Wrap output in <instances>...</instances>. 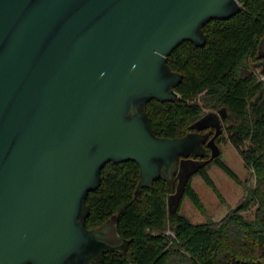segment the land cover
Masks as SVG:
<instances>
[{
    "label": "water",
    "instance_id": "95a60500",
    "mask_svg": "<svg viewBox=\"0 0 264 264\" xmlns=\"http://www.w3.org/2000/svg\"><path fill=\"white\" fill-rule=\"evenodd\" d=\"M244 1L0 0V264H95L125 251L119 229L117 243L102 236L111 218L86 225L88 195L111 161L137 162L143 185L177 174L169 201L179 207L207 148L210 159L220 154L221 118L211 112L185 136L161 137L147 103L178 95L173 50L204 44V26ZM255 66L264 74V61ZM182 157L201 160L184 182Z\"/></svg>",
    "mask_w": 264,
    "mask_h": 264
},
{
    "label": "trees",
    "instance_id": "16d2710c",
    "mask_svg": "<svg viewBox=\"0 0 264 264\" xmlns=\"http://www.w3.org/2000/svg\"><path fill=\"white\" fill-rule=\"evenodd\" d=\"M204 31V44L185 41L168 56L182 80L171 100L147 103L154 132L182 137L194 130L192 125L206 108L226 109L222 120L229 140L252 168L256 184L220 222L194 223L179 207L170 209L177 174L143 185L137 162L111 161L102 170L100 186L88 195L86 225L99 228L116 215L129 245L122 252H106L95 264H264V80L253 70L243 72L261 58L264 0H245L240 12L208 22ZM206 157L209 160L190 175L183 192L198 204L191 179L199 174L214 186L208 173L212 163L238 180L220 155ZM253 206L255 214L249 218L244 212Z\"/></svg>",
    "mask_w": 264,
    "mask_h": 264
},
{
    "label": "rangeland",
    "instance_id": "374dc122",
    "mask_svg": "<svg viewBox=\"0 0 264 264\" xmlns=\"http://www.w3.org/2000/svg\"><path fill=\"white\" fill-rule=\"evenodd\" d=\"M250 70L256 72L258 77L264 80V74L261 68H257L255 63L250 67H244L243 72L248 73ZM215 112L221 118V112L211 108H206L205 114ZM227 113V111H226ZM222 133L217 137L216 142L220 147V157L236 172L238 180L228 175L218 165L212 163L208 168L214 186L208 184L205 179L197 174L191 179V188L197 194L200 204L196 203L190 195H184L180 201L179 212L187 216L194 223L214 222L218 223L224 219L231 210L237 208L247 197L250 189L256 184V177L251 167L247 166L239 151L232 145L226 130L227 123L222 120ZM210 155V154H209ZM201 160L199 157H182L179 172L183 177L182 182L191 171L198 165ZM177 168V164L174 166ZM181 183V180L180 182ZM180 186V185H179ZM172 196L178 197L179 187ZM256 206H253L244 214L252 218L255 214ZM102 236L107 241L117 243L121 240L117 228V216L114 215L108 223L102 228Z\"/></svg>",
    "mask_w": 264,
    "mask_h": 264
},
{
    "label": "flooded vegetation",
    "instance_id": "af4514ba",
    "mask_svg": "<svg viewBox=\"0 0 264 264\" xmlns=\"http://www.w3.org/2000/svg\"><path fill=\"white\" fill-rule=\"evenodd\" d=\"M261 56V58L258 60V61H264V52L260 55ZM220 112H221V110H220ZM206 115V114H205ZM222 116V115H221ZM222 118V117H221ZM201 119V118H200ZM223 119V118H222ZM222 122V121H221ZM216 131H217V127L216 126H209V127H207V128H205V129H203V130H201V132H209L210 133V137L207 139V143H208V141L215 135V133H216ZM218 137V136H217ZM217 137H216V139H217ZM208 154H210V157H211V155H212V149L210 148V147H208L207 148V153H206V155L203 157V158H207L206 156L208 155Z\"/></svg>",
    "mask_w": 264,
    "mask_h": 264
}]
</instances>
